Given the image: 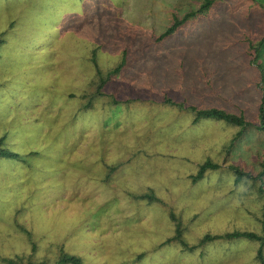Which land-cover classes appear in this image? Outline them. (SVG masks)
I'll use <instances>...</instances> for the list:
<instances>
[{
	"label": "rangeland",
	"instance_id": "374dc122",
	"mask_svg": "<svg viewBox=\"0 0 264 264\" xmlns=\"http://www.w3.org/2000/svg\"><path fill=\"white\" fill-rule=\"evenodd\" d=\"M200 1L0 0V264H264L204 237L264 233V0L155 39Z\"/></svg>",
	"mask_w": 264,
	"mask_h": 264
},
{
	"label": "trees",
	"instance_id": "16d2710c",
	"mask_svg": "<svg viewBox=\"0 0 264 264\" xmlns=\"http://www.w3.org/2000/svg\"><path fill=\"white\" fill-rule=\"evenodd\" d=\"M214 0H201L196 7L190 8L186 10L181 16L173 15L172 21L169 25L165 27L164 30H162L157 36H155V39H160L163 35L171 32L179 23H181L184 19H186L189 16H192L196 14L197 12L202 11L204 8H206L208 5H210ZM264 41V35L260 36L259 39L256 42V46L261 44ZM121 63V62H120ZM120 63L113 66L111 69H109L106 72V75L109 73L112 74L116 72L119 69ZM262 79V78H261ZM104 78H102L99 83L103 82ZM262 81V80H261ZM163 101L166 102H171L172 100L169 97H164ZM190 109L193 111V117L192 121H195L199 117H212V118H222L228 121H234L237 123H244V124H249L251 123L249 120L243 119L240 115H235L232 114L231 112H228L224 109L221 108H215V107H205V108H194L190 106ZM260 113H264L263 107L260 106L259 108ZM264 116V115H263ZM257 127H260L259 124L256 125ZM11 154L10 151H8L7 148L0 147V154ZM206 166H213V163L208 162L207 160L201 162L198 164V167L195 171V173L191 176V179H195L199 177L202 173V170ZM237 172L240 174L241 171L237 170ZM260 173H264L263 170H260ZM237 175V174H236ZM142 194V193H141ZM140 195V194H138ZM230 235H244L249 238H259L261 240H264V233L263 234H258L253 231L249 230H234L229 233H219V234H213V235H205L204 237H219V236H230ZM61 259L63 261H70L73 264H78L79 260L76 258V256L73 255H63L61 256ZM14 261V260H13ZM26 264H41V263H26Z\"/></svg>",
	"mask_w": 264,
	"mask_h": 264
},
{
	"label": "crops",
	"instance_id": "0c3cea01",
	"mask_svg": "<svg viewBox=\"0 0 264 264\" xmlns=\"http://www.w3.org/2000/svg\"><path fill=\"white\" fill-rule=\"evenodd\" d=\"M213 119H215V118H213Z\"/></svg>",
	"mask_w": 264,
	"mask_h": 264
}]
</instances>
